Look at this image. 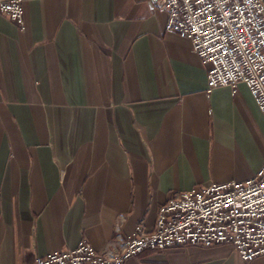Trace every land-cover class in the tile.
<instances>
[{"label":"crops","instance_id":"0c3cea01","mask_svg":"<svg viewBox=\"0 0 264 264\" xmlns=\"http://www.w3.org/2000/svg\"><path fill=\"white\" fill-rule=\"evenodd\" d=\"M0 11V264L87 238L119 251L177 192L264 163L249 87L208 90V65L151 0H24ZM126 264H264L230 243L149 249Z\"/></svg>","mask_w":264,"mask_h":264},{"label":"built area","instance_id":"2783aa9c","mask_svg":"<svg viewBox=\"0 0 264 264\" xmlns=\"http://www.w3.org/2000/svg\"><path fill=\"white\" fill-rule=\"evenodd\" d=\"M24 0H0V11L24 25ZM168 13L166 29L190 39L208 65V90L245 83L264 116V0H151ZM233 244L246 261L264 254V163L244 181L177 192L160 205L156 225H137L110 255L87 238L35 264H126L149 249Z\"/></svg>","mask_w":264,"mask_h":264}]
</instances>
